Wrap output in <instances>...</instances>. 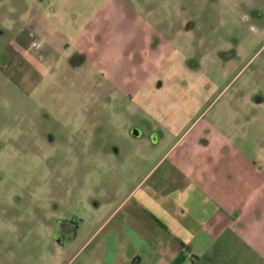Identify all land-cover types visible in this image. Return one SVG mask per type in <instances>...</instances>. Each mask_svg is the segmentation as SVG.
I'll return each instance as SVG.
<instances>
[{"label": "rangeland", "instance_id": "rangeland-1", "mask_svg": "<svg viewBox=\"0 0 264 264\" xmlns=\"http://www.w3.org/2000/svg\"><path fill=\"white\" fill-rule=\"evenodd\" d=\"M151 1L117 0L113 4L104 0H69L62 4L38 0L33 6L28 0H15L17 7L8 17L13 4L9 3L11 0H0V54L12 37L28 25V11L53 10L62 16L60 22L68 24L62 27L71 29L74 23L78 26L76 37L73 32L67 34L69 40L77 38L70 51L86 52L92 61L85 69L79 67L47 79L36 94L25 96L4 78L2 68L6 61L0 55V264L68 263L70 249L63 252L54 238L56 223L70 217L73 209L79 217H87V208L81 205L84 198L85 206L89 205L88 195L92 193L91 201L100 199L112 204L119 187L126 186L124 180L134 184L138 176L147 172V146L129 136L128 128L135 125L148 138L152 122L148 107L168 108L180 101L185 88L196 91L197 83L205 78L212 88L218 87V93L224 91L222 102L231 95L232 105L242 108L248 104L250 113L253 111L249 101L254 100V95L264 102V0H231V9L228 0H165L161 4ZM146 4H151L154 12L149 14L148 8H143L146 11L140 15L139 7ZM72 11H85L87 17L80 18L78 13L73 16ZM97 11L101 12L91 23L96 30L93 28L88 35L92 44H87L84 33L79 31ZM190 20L196 28L187 33ZM153 38L159 41L156 49L151 46ZM100 39L106 43V60L114 65L111 82L103 80L97 67L101 59ZM228 50L234 54L230 60L219 55L222 51L228 54ZM131 73L136 74L134 79ZM114 88L121 93L118 98L114 92L105 93ZM101 93L111 98H104ZM127 94H132L133 100ZM260 105L256 109L260 119L247 130L251 142L262 139L264 145V103ZM41 107L66 121L71 107H94L97 113L105 109L109 121L103 125L101 138L120 147L123 157L116 159L108 154L92 159L86 175L81 172L74 177L68 173L66 160L61 159L59 173L52 175L46 161L49 158L45 157L51 153L42 152L33 140L41 128H62L60 121V125L49 121ZM248 147L253 150L254 143ZM261 153L264 155V149ZM58 154L65 155L63 151ZM69 189L74 193L70 204L58 208L43 199L48 191L63 195ZM261 199L262 205L256 207L264 219V193ZM249 221L252 228L239 232L237 223V233H231L215 254L196 264H264V226L257 232L255 216Z\"/></svg>", "mask_w": 264, "mask_h": 264}, {"label": "crops", "instance_id": "crops-1", "mask_svg": "<svg viewBox=\"0 0 264 264\" xmlns=\"http://www.w3.org/2000/svg\"><path fill=\"white\" fill-rule=\"evenodd\" d=\"M110 1L117 0L104 3ZM14 2H9L13 5L8 17L17 7ZM28 13V25L0 55L6 61L4 78L23 95L32 96L47 79L66 72L78 26L62 27L68 24L60 22L57 11ZM70 13L87 17L85 11ZM88 21L79 31L84 37ZM70 32L74 37L69 40ZM205 79L197 81L196 91L185 88L180 101L168 108L148 107L152 121L148 138L140 128L141 137H133L147 146V172L134 184L124 180L126 186L119 187L112 204L91 201L93 193L88 195V215L62 249H70L67 264H196L237 233V223L243 232L252 228L249 220L255 216V230L262 231L264 219L256 206L262 205L264 193V145L261 138L251 142L247 128L260 119L256 109L264 102L254 95L250 113L248 104L232 105L231 95L222 102L224 91L218 93V87L212 88Z\"/></svg>", "mask_w": 264, "mask_h": 264}, {"label": "flooded vegetation", "instance_id": "flooded-vegetation-1", "mask_svg": "<svg viewBox=\"0 0 264 264\" xmlns=\"http://www.w3.org/2000/svg\"><path fill=\"white\" fill-rule=\"evenodd\" d=\"M161 2L166 3L165 0H153L151 1V4L159 3ZM144 3V2H140ZM228 5L231 9V0L227 1ZM151 4L141 5L139 7V14L142 15L146 10H143V8H148L147 12L150 14L154 12V9L152 10ZM144 6V7H143ZM151 9V10H150ZM132 10L136 13V10H134V7ZM93 19H89L88 21V27L87 31L88 34H86L85 38L87 41V44H92L91 39L88 37L91 33V30H93L94 27H92ZM196 28V25L194 22L190 20L186 24V32H194ZM96 30V28H94ZM100 34L103 35L101 32ZM104 36V35H103ZM155 41L157 43H155ZM159 44V41L156 38H153V41L151 43L152 48L156 49ZM100 46H101V59H99V65H97L98 70L100 71V76L105 81H112L114 75L111 73V68L114 66L111 64L107 58V50H106V43L103 41V39H100ZM91 48V47H90ZM90 48L86 49L89 50ZM74 52L71 53L68 63H67V70L68 72H74L76 68H84L87 66V64L91 63L92 61L89 60L88 55L86 52L79 51L76 53V50H73ZM228 54L225 52H218L219 55L222 56L224 59H231L234 54L231 55V50H228ZM124 55V54H122ZM103 58V59H102ZM125 58V56H124ZM190 61H196L195 59H191ZM199 62V59H197ZM118 64V63H117ZM193 64V63H192ZM198 64H195V67H198ZM117 65L115 64V68L117 69ZM98 72V71H97ZM131 77L134 79L136 77L135 73H131ZM98 78V77H97ZM126 78L129 79L130 76L126 74ZM103 82V81H102ZM108 82V83H110ZM102 84V83H101ZM103 85V84H102ZM162 84H158V88H161ZM114 92L112 94H115L118 98V95L121 94L118 89L114 88V90H106L105 93ZM129 99L133 100L132 94H127ZM101 96L104 98H111L109 96L105 97L103 93H101ZM258 96L255 97L257 99ZM122 97H120V100ZM47 107H41V111H46L45 115L49 121L52 120L55 121L57 124H59V121L61 123L62 129H57L56 131L51 129L50 127L41 128L39 130L38 138L34 139L33 141L39 145V149L41 148L42 152H47L48 154L51 153V155L45 156L46 158H49L48 163L49 170H51L52 175H57L59 173L57 166H59V162L61 159L66 160L67 162V169L70 176L74 177L75 174H81L83 172L84 175L87 173V166L91 162L92 159L102 158L104 155H111L115 157L116 159H121L122 156V150L118 146L109 145V143H105V141L101 138V135L104 133L103 125H106L108 123L107 121V113L104 109H99V113H97L98 109H94V107H86V108H77V107H71L67 110V121L65 118L63 120H59V117L55 118L52 114L48 113ZM39 110V111H40ZM54 114V113H53ZM99 115V116H98ZM94 119L97 120V122L94 121ZM44 121L45 119L42 118ZM99 120V122H98ZM43 124V123H42ZM60 125V124H59ZM137 128L135 125H130L128 128L129 136L133 137L132 130ZM98 136V138H97ZM59 151H63L65 155L61 156L58 154ZM43 162V161H42ZM56 177V176H54ZM58 179L62 178L61 176H57ZM76 178V177H75ZM43 189V188H42ZM48 191L47 194L43 195V199L50 202L55 207L59 208V205L62 204H70L71 200L74 196L73 192H70V189L65 191L63 195H57V193L52 190L50 193ZM42 199V200H43ZM90 200V198H89ZM88 200V201H89ZM86 198L83 199L84 204L81 205L82 207L87 208L85 206ZM80 206V204H79ZM77 206V208L79 207ZM75 210L70 214V217L68 218H62L58 220L56 223V232H55V241L57 244H59L62 248L67 247L69 244V241L73 239L75 236L77 226L81 225L83 223V218L79 217L78 215H74Z\"/></svg>", "mask_w": 264, "mask_h": 264}, {"label": "water", "instance_id": "water-1", "mask_svg": "<svg viewBox=\"0 0 264 264\" xmlns=\"http://www.w3.org/2000/svg\"><path fill=\"white\" fill-rule=\"evenodd\" d=\"M132 134H133V137L138 138V137H141L142 132L138 128H135L132 130Z\"/></svg>", "mask_w": 264, "mask_h": 264}]
</instances>
